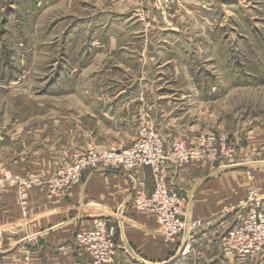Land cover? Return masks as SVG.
<instances>
[{
	"label": "rangeland",
	"instance_id": "374dc122",
	"mask_svg": "<svg viewBox=\"0 0 264 264\" xmlns=\"http://www.w3.org/2000/svg\"><path fill=\"white\" fill-rule=\"evenodd\" d=\"M120 94L137 104L126 124H160L170 148L203 134L231 138L229 157L183 168H197L193 183L228 176L244 187L215 213L193 198L189 218L217 233L185 258L225 264L219 245L237 207L249 193L264 198V0H0V187L14 189L20 208L24 182L52 198L53 180L78 154L134 142L136 128L98 117L99 100ZM43 158L60 165L45 180L11 171Z\"/></svg>",
	"mask_w": 264,
	"mask_h": 264
},
{
	"label": "crops",
	"instance_id": "0c3cea01",
	"mask_svg": "<svg viewBox=\"0 0 264 264\" xmlns=\"http://www.w3.org/2000/svg\"><path fill=\"white\" fill-rule=\"evenodd\" d=\"M99 101L104 102L105 105L102 110L100 109L98 117L111 125L118 122L122 129L129 125L132 131L135 130L137 120L132 126L126 124V117L122 119L125 115L131 114L129 109L131 106L134 108L137 106L135 99L120 94L113 101ZM159 125L158 130H160ZM163 135L168 142V136L164 133ZM122 146L120 148H123ZM73 149L76 152L88 150L86 146L79 148V145L74 146ZM36 163L38 167L31 166L28 172L24 168L18 170L20 172L14 169L11 171L21 176L39 174L42 180H45L49 177L46 170H50L51 166L59 165L56 159L55 162H48L46 158L39 159ZM233 168L230 169L235 170ZM191 170V174L186 176L183 169L178 170L175 166H170L168 171L169 185L178 194L188 197L186 211L188 218L191 211L195 212L193 198L196 195V203L204 205L210 213L217 212L223 200H227L225 203L231 201L230 204L240 200L237 195L244 187L234 189L230 181L231 177L215 178L208 184L206 179H199L200 181L193 183L191 178L197 168ZM55 171L57 168L53 170L51 176ZM150 172V169L143 168L136 170L135 174L138 177L143 175L146 177L147 174L148 180L143 178L148 191L152 192L154 182L153 179L151 181ZM132 186L130 178L123 172L107 169L87 171L80 184L62 198H49L47 190L43 187L33 189L23 209L18 205L14 189L0 187V264H15V260L24 264L27 257L29 264H91L89 257L75 244L74 238L81 228H92L100 219L108 220L109 229L118 244V255L117 258L115 256L114 264H189L190 261L187 262V259L190 256L185 258L179 254L184 247H187L186 243L180 239L174 246L164 244L155 218L135 209ZM212 187L214 190L209 194L206 193ZM120 208L124 209L123 217L118 215ZM216 231L217 229L212 228L198 234L189 244L188 253H195L197 250L200 252L205 242H212L208 237H215ZM219 248L224 262H227L225 264H240L223 253L222 241ZM204 251L206 252L207 249Z\"/></svg>",
	"mask_w": 264,
	"mask_h": 264
},
{
	"label": "built area",
	"instance_id": "2783aa9c",
	"mask_svg": "<svg viewBox=\"0 0 264 264\" xmlns=\"http://www.w3.org/2000/svg\"><path fill=\"white\" fill-rule=\"evenodd\" d=\"M231 144L229 136L203 134L193 144L181 142L170 148L157 127L142 124L136 129L134 142L127 148L119 151L92 149L78 154L71 165L63 166L58 172L49 195L53 198L69 193L80 184L87 171L107 169L123 172L132 182L137 211L155 218L167 243L176 244L183 240L187 247L179 254L185 256L190 249L189 244L206 228L201 222L188 218V197L178 194L169 185V167L181 170L198 162L219 161L232 155ZM143 168L151 170L154 182L152 192L148 191L145 179L133 173ZM5 180L14 182L10 174ZM24 185L21 198L26 202L35 184L24 182ZM231 208H227V212ZM236 211L235 223L223 238L225 255L240 264H264V198L257 192L249 193ZM123 214L124 209L120 208L118 215ZM74 242L89 257L91 264H114L118 244L109 229L108 220L100 219L92 228H81ZM26 264H29V257Z\"/></svg>",
	"mask_w": 264,
	"mask_h": 264
}]
</instances>
